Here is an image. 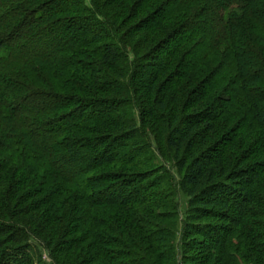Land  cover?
Instances as JSON below:
<instances>
[{"label": "trees", "instance_id": "obj_1", "mask_svg": "<svg viewBox=\"0 0 264 264\" xmlns=\"http://www.w3.org/2000/svg\"><path fill=\"white\" fill-rule=\"evenodd\" d=\"M180 257L264 264V0H0V264Z\"/></svg>", "mask_w": 264, "mask_h": 264}, {"label": "rangeland", "instance_id": "obj_2", "mask_svg": "<svg viewBox=\"0 0 264 264\" xmlns=\"http://www.w3.org/2000/svg\"><path fill=\"white\" fill-rule=\"evenodd\" d=\"M179 199H180V204H181V208H182L181 214L184 215L185 211H187V198L185 196L181 195ZM176 241H177V243H180L179 238H178V240L176 239ZM179 261H180V264H185L184 263L185 261L183 259H181V257H180Z\"/></svg>", "mask_w": 264, "mask_h": 264}]
</instances>
